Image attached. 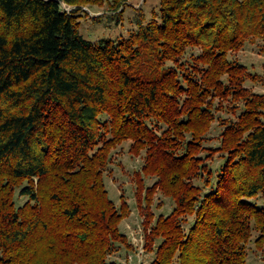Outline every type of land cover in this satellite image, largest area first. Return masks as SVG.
<instances>
[{"label":"trees","instance_id":"16d2710c","mask_svg":"<svg viewBox=\"0 0 264 264\" xmlns=\"http://www.w3.org/2000/svg\"><path fill=\"white\" fill-rule=\"evenodd\" d=\"M104 2L127 0H0V264H118L131 208L104 173L129 139L150 264H247L254 230L264 243V94L230 54L264 41V0H160L127 36L84 38L79 12ZM157 191L175 206L155 218Z\"/></svg>","mask_w":264,"mask_h":264},{"label":"rangeland","instance_id":"374dc122","mask_svg":"<svg viewBox=\"0 0 264 264\" xmlns=\"http://www.w3.org/2000/svg\"><path fill=\"white\" fill-rule=\"evenodd\" d=\"M69 11L75 6L63 3ZM160 7V0H127V2L115 12L108 3L84 5L80 14V34L89 40L99 41L104 38L117 39L127 36L132 30L137 29V19L140 17L143 23L149 21ZM190 51H193L192 49ZM194 51H198L195 49ZM230 57L243 64L249 73L245 85L256 93L264 94V41L256 38L247 41L239 51L230 54ZM224 117H234L232 113L221 111ZM222 121H216L209 133L207 145L217 147L220 144ZM131 139L119 144L112 153L104 179L109 197L120 206L123 199L130 205V214L121 222V230L128 235L127 243L118 242L115 250L109 256V260L118 264H150L154 259L156 245L151 249L146 247L144 220L145 215L138 205L136 192L138 187V175H143L142 168L145 165V151L136 155L130 148ZM218 153L214 156L211 164L216 161ZM221 162V160H220ZM219 164V163H217ZM156 177L146 178V184L152 185ZM25 198L22 199L24 201ZM145 204V203H144ZM259 206H264V193L261 194ZM175 206V201L162 191H157L150 210L155 218L168 215ZM191 221V217L189 218ZM189 223H185L186 228ZM259 232H252L248 243L247 264H264V243L258 246L256 239Z\"/></svg>","mask_w":264,"mask_h":264}]
</instances>
